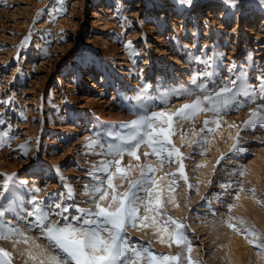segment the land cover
<instances>
[{
    "label": "rangeland",
    "instance_id": "1",
    "mask_svg": "<svg viewBox=\"0 0 264 264\" xmlns=\"http://www.w3.org/2000/svg\"><path fill=\"white\" fill-rule=\"evenodd\" d=\"M99 3L104 9L96 11ZM263 17L261 0H237L234 8L225 0H0V133L7 134L0 146V184L4 175L15 174L0 204L4 221L23 228L30 238L29 244L15 247L13 240H0L12 264H25L33 240L47 249L39 231L26 228L32 196L53 221L61 219L55 215L61 210L57 204L68 208L64 215L69 218L79 215L77 208L92 207L85 194V186L93 183L90 172L101 166L106 159L102 152L137 114L171 113L189 103L173 93L190 88L193 76L205 71L213 73L217 87L246 74L247 84L258 90V78H264ZM128 42L130 48L125 47ZM201 60H209L210 66ZM200 82L209 83L203 77ZM238 100L243 107L223 114L219 127L210 124L212 133H201L203 154L192 142L210 115L175 123L171 139L186 157L188 184L179 178L178 163L161 168L155 157H143L146 146L138 150L139 162L127 155L121 161L122 166L152 164L155 176L164 177L157 179L164 188L161 211L187 225L191 256L201 264H264V255L242 234L252 227L264 240V127L241 130L261 97L257 92L256 103L244 96ZM90 139L99 143L89 147ZM233 143L238 148L230 152ZM222 154L225 158L217 164ZM139 172L133 167L129 178ZM169 173L176 174L174 203H168ZM114 184L121 193L128 188L118 177ZM127 235L132 245L156 254L180 251L169 246L166 235L160 243L154 226L129 227Z\"/></svg>",
    "mask_w": 264,
    "mask_h": 264
},
{
    "label": "snow or ice",
    "instance_id": "2",
    "mask_svg": "<svg viewBox=\"0 0 264 264\" xmlns=\"http://www.w3.org/2000/svg\"><path fill=\"white\" fill-rule=\"evenodd\" d=\"M192 0H180L182 4H191ZM231 7H235L237 0H225ZM264 3V0H261ZM39 15V13L37 14ZM28 37H25V41ZM24 42H22L23 44ZM131 47V42L125 45ZM198 60L200 58H197ZM206 67L210 66L209 60H201ZM236 66L233 64L229 71L231 72ZM213 73L205 71L194 75L191 80V87L174 92L173 95L184 96L189 98L190 102L183 104L180 108L171 113L165 111L143 112L136 115V118L123 124L122 128L126 130L124 134L115 138V142L107 146L102 152L106 157L101 161V166H93L92 185L85 186V194L90 198L92 207L77 208L79 215L69 218L64 215L68 208H61L57 204L55 207L61 209L55 215L61 217L60 220H51L50 212L42 207V202L37 200L34 195L31 198L33 205L32 210L27 213L25 221L28 230L37 229L40 235L47 241V249H42L35 241H31L32 247L27 251V260L32 264H201L191 256L192 246L185 235L187 225L167 216L162 212L164 201L162 200V188L155 173L156 167L148 163H137L136 165L122 166L121 161L125 155L140 161L138 150L146 146L149 151L142 153L143 157H155L156 162L162 168L164 164L176 162L179 164V178L188 184V177L184 171L183 153L172 143V137L176 135L175 123L177 121L192 122L199 114H209L210 119L202 122V127L196 132L198 139L192 143L194 146H203L199 137L201 133L207 131L212 133L213 128L210 124L219 127L222 115L233 109H239L244 103L238 100L239 96L250 99L251 103H256L255 97L257 92L261 97V102L256 103V107L249 113V118L244 121L241 130L255 128L256 126L264 127V78L260 80V86L257 89L251 88L246 82V74L236 76V79L227 78L219 87L215 86L212 81ZM207 78L213 86L209 88V83L200 82L201 78ZM166 103V101H163ZM229 127H233L230 125ZM6 133H0V146L4 143ZM239 140V132L236 135ZM186 142V137L182 139ZM27 143V142H26ZM99 143L98 139H90L89 147ZM203 143H207L204 139ZM103 147V145H101ZM25 149L26 146L22 145ZM238 143H233L230 152L236 151ZM224 154L217 160H223ZM115 166V172H110V168ZM139 167V175L135 179H130L131 169ZM201 167V165H197ZM59 171V169H57ZM103 173V177H97L93 173ZM12 175H4L2 184H0V201L10 191V185L13 182ZM240 175H243L241 171ZM169 177L167 190L169 192L168 203H174L176 174H166ZM118 177L121 182H127L128 188L124 192H119L114 184V179ZM63 180L64 178L61 177ZM68 187V194L71 197L72 189ZM191 188V185H188ZM243 191V188L240 189ZM33 192L38 193L40 189L33 188ZM255 199V190H250ZM142 194V195H141ZM107 201V204L102 202ZM257 203H260L257 200ZM178 206V205H177ZM233 205L229 204L228 209L231 211ZM148 215H140V213ZM3 205L0 204V240H13L15 244H29L30 238L25 235V230L13 225L11 222H5ZM165 216L166 219L161 222L158 218ZM151 220V225L144 223ZM62 221V222H61ZM229 227L238 232L241 231L235 225L224 221ZM241 223H243L241 221ZM139 226L145 228L154 226L160 233V243H164V236L169 238V246L175 244L180 251L175 255L156 254L149 247L135 246L129 242L127 230L129 227L135 229ZM242 234L246 235L250 245H253L261 255H264V240L260 239L259 233L252 227H245ZM16 238V239H14ZM34 249V250H33ZM0 264H12L11 253L0 248Z\"/></svg>",
    "mask_w": 264,
    "mask_h": 264
},
{
    "label": "bare ground",
    "instance_id": "3",
    "mask_svg": "<svg viewBox=\"0 0 264 264\" xmlns=\"http://www.w3.org/2000/svg\"><path fill=\"white\" fill-rule=\"evenodd\" d=\"M109 7V6H108ZM224 8V7H223ZM223 8H221V10L223 9ZM96 11L98 10V9H104V7H103V3H99L97 6H96ZM264 18V17H263ZM264 21V20H263ZM263 23V22H262Z\"/></svg>",
    "mask_w": 264,
    "mask_h": 264
}]
</instances>
